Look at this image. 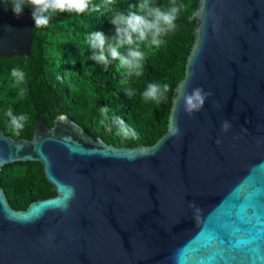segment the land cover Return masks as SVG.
Segmentation results:
<instances>
[{
    "label": "water",
    "instance_id": "1",
    "mask_svg": "<svg viewBox=\"0 0 264 264\" xmlns=\"http://www.w3.org/2000/svg\"><path fill=\"white\" fill-rule=\"evenodd\" d=\"M7 3L0 56L28 57L31 3L20 16ZM196 87L211 95L189 114L180 93ZM26 161L55 195L15 210L0 185V264H264V0L198 1L153 145L113 146L65 115L29 140L0 128V171Z\"/></svg>",
    "mask_w": 264,
    "mask_h": 264
},
{
    "label": "trees",
    "instance_id": "2",
    "mask_svg": "<svg viewBox=\"0 0 264 264\" xmlns=\"http://www.w3.org/2000/svg\"><path fill=\"white\" fill-rule=\"evenodd\" d=\"M198 1L154 0L163 8L178 7L177 27L162 37L164 43L159 47L147 42L141 44L145 56L139 77L128 75L116 61L110 62L106 68L94 63L89 58L87 43V35L92 31L112 35V27L106 18H110L113 11L127 10L136 0H112L107 7L106 0H91L92 4L101 6L100 11L81 15L58 12L47 27L35 28L33 24L28 57L0 56V128L4 135L29 140L37 120L52 127L56 117L65 115L85 133L113 146L153 145L167 130L173 92L184 77L195 36ZM29 6L30 0L23 13ZM121 52H124L123 48ZM12 67L25 70L23 84H17L11 76ZM149 82L167 83L166 98L159 103L146 101L142 92ZM21 87L26 89L23 96L19 94ZM127 88L133 89L135 95L127 96ZM105 106L109 108L108 119L101 123L99 110ZM8 109L29 116L19 133L8 124L5 115ZM112 116L121 117L133 127L136 138L118 135V126L112 122ZM0 185L15 210H23L36 200L55 195L43 176L42 165L34 161L4 165L0 171Z\"/></svg>",
    "mask_w": 264,
    "mask_h": 264
},
{
    "label": "clouds",
    "instance_id": "3",
    "mask_svg": "<svg viewBox=\"0 0 264 264\" xmlns=\"http://www.w3.org/2000/svg\"><path fill=\"white\" fill-rule=\"evenodd\" d=\"M112 0H106L105 7L111 4ZM28 0H9L7 3L16 16H20L25 10ZM32 20L35 28L47 27L52 17L58 12H75L78 15L88 11H100L101 6L92 4L91 0H30ZM178 7L173 5L163 8L156 4L154 0H136L135 4H130L127 10L113 11L110 18H106L112 27V35L106 36L101 31H92L87 35V43L90 50L89 58L96 64H101L105 68L110 62L116 61L118 65L127 70L128 75H142L143 60L145 53L141 50V44L159 47L164 43L162 37L174 31L177 27L176 19ZM103 14V13H102ZM194 15V14H193ZM193 17H189L192 19ZM124 52H121V49ZM11 76L17 84H23L26 72L21 67H12ZM123 83V81H122ZM169 85L167 83L149 82L142 92L143 98L159 103L165 99ZM26 89L21 87L19 94L23 96ZM129 97L135 95L131 88L125 90ZM210 92L203 91L196 87L191 92L181 91L179 102H182L185 110L191 114L198 111L205 99L210 96ZM102 116L101 123L108 119L109 108H100ZM8 124L17 133L25 126L29 119L27 113H14L8 109L5 113ZM112 122L118 126V135L122 138H136L137 132L119 116H112ZM222 128L226 131L229 124L224 122ZM219 143V141H217ZM68 197L72 195L69 189L66 193ZM66 207V204H65ZM198 210V209H197Z\"/></svg>",
    "mask_w": 264,
    "mask_h": 264
}]
</instances>
